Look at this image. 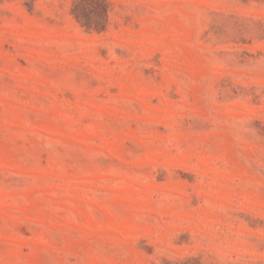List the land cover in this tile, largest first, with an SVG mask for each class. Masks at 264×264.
Segmentation results:
<instances>
[{
    "label": "rangeland",
    "instance_id": "1",
    "mask_svg": "<svg viewBox=\"0 0 264 264\" xmlns=\"http://www.w3.org/2000/svg\"><path fill=\"white\" fill-rule=\"evenodd\" d=\"M0 264H264V0H0Z\"/></svg>",
    "mask_w": 264,
    "mask_h": 264
}]
</instances>
